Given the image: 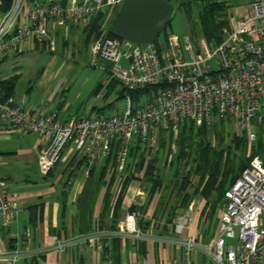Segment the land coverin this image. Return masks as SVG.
Returning <instances> with one entry per match:
<instances>
[{
	"label": "built area",
	"instance_id": "built-area-1",
	"mask_svg": "<svg viewBox=\"0 0 264 264\" xmlns=\"http://www.w3.org/2000/svg\"><path fill=\"white\" fill-rule=\"evenodd\" d=\"M121 0H14L0 19V57L18 51L35 40L49 39L48 23H79L101 12L105 4ZM50 41V40H49ZM91 64L106 71L104 84L112 80L126 89L123 109L106 116L70 117L61 121L29 107L26 98L16 99L0 91V134L35 133L46 147L37 165L47 175L69 143L86 163V172L97 161L114 154L115 170L124 173L133 148H156L160 136L169 138V148L184 121L212 126L215 121L232 122L249 145L258 136L251 120L264 126V0H252L249 12L223 29L219 43L190 34L168 35L144 44L119 37H104L90 44ZM101 61L107 62L106 66ZM158 86L147 97L134 101L130 93ZM223 210L215 235L199 244L193 236L181 237L192 223V209L178 215L170 236H150L137 224L138 214L127 210L116 235L137 240L174 243L182 249L176 264H194L193 253L201 251L212 264H264V160L253 156L247 167L224 191ZM133 207L140 206L134 199ZM20 210L18 192L11 189L0 159V224L6 227ZM28 235V232L25 233ZM95 231L73 239H59L49 250L63 251L86 242L103 251V238ZM23 253L16 246L3 252L2 260L16 261ZM103 264H112L108 256Z\"/></svg>",
	"mask_w": 264,
	"mask_h": 264
},
{
	"label": "crops",
	"instance_id": "crops-1",
	"mask_svg": "<svg viewBox=\"0 0 264 264\" xmlns=\"http://www.w3.org/2000/svg\"><path fill=\"white\" fill-rule=\"evenodd\" d=\"M33 1L38 0H25L26 3ZM172 2L176 3L172 0H121L111 5L105 4L97 15L76 24L69 20L63 24L51 20L48 23L49 39L41 43L33 40L20 50L10 51L0 57V83H4L1 87L8 86L11 82L13 87L10 93L13 97H25L29 107H37L44 114H54L61 121L78 117L68 112L74 102L73 96L55 103V98L64 89L66 80L62 71H69L73 66V62L67 59L74 61L78 55L84 54L88 58L86 65L93 66L90 44L110 34L138 44L157 39L165 40L168 35L161 38L160 34L170 23L168 21L173 9ZM13 3L14 0L12 5ZM116 6L117 14L112 17ZM2 16L0 12V19ZM58 50L61 51L62 58L66 52L70 54L57 62L56 70L50 73L48 64L39 65V55L45 52L53 54ZM101 64L108 66L104 61ZM97 68L103 69L101 66ZM100 83L102 87L108 86L104 81ZM102 87L98 92L96 87L94 89L97 99L107 96ZM107 108L106 102L95 106L85 117L109 115L112 111L106 114ZM13 134L36 135L28 150L23 153L35 166L27 174L8 172L11 165L6 156L10 152L0 151L3 172L8 178L9 187L18 192L20 202V210L10 219L8 225L4 227L0 224V264H103L104 256H108L112 264H176L181 261L182 249L177 244L160 243L150 238L137 240L115 234L119 230L122 216L124 217L127 210L133 209L134 199L140 201V206L135 207L137 220L141 225L139 227L150 236L164 237L173 235L172 225L175 218L186 212L195 204V199H198L196 206L192 207L190 228L184 230L181 237L191 235L197 243L205 242L203 227L207 221L209 204L201 195L196 194L187 206H182L183 194L172 189H168L161 196L158 193L160 189L151 193L149 183L144 181L146 187L143 186L141 174L130 179L122 190L121 187L116 188L120 174L114 170L111 161H97L89 167L86 175V163L74 150L72 143L66 146L49 173L42 175L38 169L37 158L46 147L45 140L35 133L15 131L0 134V141ZM148 150L140 152L138 148H133L124 172L129 171L135 161L139 160V153H148ZM32 172H39L42 176L37 179L30 174ZM120 194L121 200L115 213L114 204ZM176 196L180 197L177 208L174 207L176 202L173 203ZM223 202L222 198L221 211L217 213L218 223ZM171 208L177 215L171 218L172 225L168 224L163 231L160 225L169 218ZM95 231L110 234L103 238L101 252L95 251L86 242L74 243L63 251L49 250L59 239H73ZM16 246L23 253L21 257L14 262L1 259L3 252L12 251ZM197 251L199 250L193 253L194 264Z\"/></svg>",
	"mask_w": 264,
	"mask_h": 264
},
{
	"label": "rangeland",
	"instance_id": "rangeland-1",
	"mask_svg": "<svg viewBox=\"0 0 264 264\" xmlns=\"http://www.w3.org/2000/svg\"><path fill=\"white\" fill-rule=\"evenodd\" d=\"M176 1V0H172ZM252 0H225L226 4L229 6V17H228V24L227 26L223 27V29H229L230 26H232L233 22L238 20V18L244 16L245 14H248L249 12V5ZM172 13L170 15V23L166 25L165 31L161 32L160 37L164 38L165 34L170 35L174 34L176 36H182L184 34H190L193 32V27L191 26L194 24V21H197L198 18V9L194 8V6L191 8L189 15L185 13V11L178 6V3H173L172 2ZM112 17H114L117 14V6L116 9L113 11ZM189 16V18H188ZM222 29V31H223ZM69 52H66L62 58V53L61 51L54 52L53 54L49 52H45L43 54L39 55V65H44L48 64V70L51 72L55 71L56 63L60 62L62 59L66 58V55H69ZM68 58V57H67ZM69 62H73L72 68H69V71L64 69L62 73L64 72V75L66 77L65 83L63 85L64 89H61L58 92V95L55 98V103L58 101L66 98V97H74V102L70 106L69 113L71 114H76L78 117H85L88 113L89 110L92 108H95V106H100L101 104H104L105 102L107 103V110L105 111L106 114L110 113L111 111L113 112L114 108L117 110L121 111L123 109V97L120 96L119 92L121 90V85L117 84L114 86L112 89H109L105 86H103L102 91L103 93H107V96L105 98H96V95L94 93V89L97 86L100 81H103L106 77V71L103 69L93 67V66H88L86 63H88V58L87 56H84V54L78 55L77 58L73 61V59H67ZM109 65V64H108ZM49 73V74H50ZM69 86V87H68ZM62 94V95H61ZM93 114H96L94 111L92 112ZM195 127L201 126V124L198 123H193ZM252 128L253 130L257 133V136L259 138L260 143L262 146H264V126L256 123L255 120H251ZM209 131V139L214 147H216V150L219 152L220 150L225 149V151H229V156L227 155V159L229 158L234 162L237 163L241 159L248 157L249 153L251 152L249 145L247 144V140L245 139V136L236 128V126L230 122V121H225L222 123H218L217 126H209L208 127ZM34 137L36 135L34 134H27V135H17L13 134L11 136H7L4 140L0 141V151L2 152H10L7 154L6 159L8 160L7 162L10 163V168L8 172L12 173H26L28 171H32V166H35V164L31 163V161H28L27 155H23L24 151H27L28 148L30 147L31 143L33 142ZM240 138V139H245L246 141V147L243 148L241 145L238 147L234 146V142L232 139ZM227 144L232 145V150L227 149L225 146ZM259 146L256 145V148ZM260 150H262L261 154V159L264 160V147H262ZM259 150V151H260ZM20 151L22 152L20 154ZM148 153H145L146 158L143 161L146 162L147 160H150L151 164H155L154 166V175L155 174H160L163 176L164 179V184L163 187L160 188L158 193H160V196L163 193H166L168 189H170V180L171 178L175 177L179 183V177L181 175H184L186 173L189 174V178L191 179V183L188 185L186 189H188L189 193H193V190L195 187H197L198 184L201 185L200 183V178L199 175L196 173L194 174L193 168L195 167V164H193V161L191 160L193 155L189 157L184 155L182 158H176L179 153L178 147L174 151H171L169 148V142L166 143L164 146H160L159 149L152 148L148 150ZM223 150L222 154V163L225 161V156L226 152ZM141 157V156H140ZM145 157V156H144ZM157 158V160L155 158ZM178 159V160H177ZM176 161V164L170 165L171 161ZM155 161V163H154ZM175 165H177V170L179 171V175H173V171L175 168ZM147 165H143L142 170L135 169V166L124 173V175L120 174V180L117 181L116 183V188L122 187L123 184V177L126 175H134L132 177L135 178L136 175L141 174V177L143 176V171L144 168H146ZM146 170V169H145ZM7 172V170H5ZM137 173V174H136ZM32 174L35 178L40 179L42 175L37 172L30 173ZM181 174V175H180ZM142 182L145 180L142 178ZM118 185V186H117ZM143 186L146 187L145 182L143 183ZM177 188V186H176ZM175 188V189H176ZM178 192L177 190H175ZM181 194V193H180ZM182 195V194H181ZM115 197V196H114ZM176 199L173 201V203L176 202L175 206L177 205V202L179 201L180 197L176 196ZM210 205L208 206V214H207V221L204 223L203 230L205 232V239L204 243H208L216 233L217 230V223H218V212L221 211V200L217 198L215 194H213L210 198ZM198 199H195V205L197 204ZM193 205L190 206L192 209ZM201 205V204H200ZM194 206V207H195ZM219 208H218V207ZM213 208V211H212ZM217 208V209H216ZM129 210H135V207L133 209ZM170 213L172 211V208L169 210ZM214 213V214H213ZM175 218V217H174ZM171 219V218H170ZM124 220V217L122 216L121 221ZM120 221V222H121ZM168 218L163 220L161 223L160 227L164 231L168 227V224L172 225V222H167ZM175 221V220H174ZM118 223V222H117ZM174 223V222H173ZM137 224L141 226L137 220ZM143 229V228H142ZM167 231V230H166ZM165 233V232H164ZM195 264H211L209 258L197 251L195 253ZM182 258V254L181 257Z\"/></svg>",
	"mask_w": 264,
	"mask_h": 264
},
{
	"label": "trees",
	"instance_id": "trees-1",
	"mask_svg": "<svg viewBox=\"0 0 264 264\" xmlns=\"http://www.w3.org/2000/svg\"><path fill=\"white\" fill-rule=\"evenodd\" d=\"M175 2L178 3V6L182 8L187 15H189V12L191 8L194 6V8L198 9V18L197 21H194L191 26L193 27V32L191 33L192 37L195 39L199 37H204L210 44H216L219 43L222 39V29L223 27L227 26L228 24V17H229V6L226 4L225 0H176ZM12 7V0H0V12L2 15L7 13ZM189 18V16H188ZM190 19V18H189ZM170 21H168L169 23ZM109 37H114L113 35H108ZM4 84V83H2ZM0 83V87L2 86ZM117 84H120L116 80H112L108 83L107 88L112 89ZM13 84L10 82L8 86H3L0 88V91L4 93L5 96L12 95ZM102 87L101 83H98L96 86V91L98 92L100 88ZM159 87L158 86H148L145 89H139L129 92L131 97L134 101H137L140 97L145 96L147 97V94L150 92V90L156 91ZM126 92V89L121 87V90L119 92L121 97H124ZM222 120H217L214 122V127L218 125V123H222ZM193 121H184L183 125L180 127L177 138L175 140V145L179 149L178 156L176 158H182V156L186 155L189 157L193 155L192 161L193 164H195V167L193 168L194 174L199 175L200 178V184L197 185V187L193 190L192 193H189L188 185L191 183V179L189 178L190 173H186L184 175H181L179 177V183L175 177L171 178L170 180V189L177 190L179 193L183 194L181 200L182 206H187L190 199L195 196L196 194L201 195L204 197V199L207 200V203L210 205V197L215 194L217 198L222 200L224 196V191L234 182V180L241 174L243 169L248 166L250 159L253 156H259L261 158V152L260 150L262 147V144H259V138H257L256 142L252 145H249L251 152L249 153L248 157H245L241 159L239 162L234 163L230 158L229 160L226 158L227 155L229 156V151H225L226 154L223 156L225 158V161L222 163V154L223 150H220L219 152L216 150V147H214L209 139V131L206 124H201V126L195 127ZM212 125V126H213ZM246 139V138H245ZM245 139H240L234 137L232 141L234 142V146L238 147L241 145L243 148L246 147V141ZM170 142L169 138L160 136L157 148L159 149L160 146L166 145V143ZM256 145L259 146L256 148ZM227 149L232 150V145L227 144L225 146ZM260 150V151H259ZM143 152V151H140ZM149 152V151H147ZM133 153V152H132ZM139 160L135 161L134 166L135 169L142 170L143 165H147L146 168H144V173L142 178L145 180V182L150 184V192L152 193L155 190H159L163 187V176L160 174L154 175V166L155 164H151L150 160L146 159L145 153H139ZM141 156V157H140ZM145 156V157H144ZM155 158V157H154ZM157 160V158H155ZM177 159V160H178ZM176 160V161H177ZM111 161L112 166L114 165V154L106 159L105 162ZM176 161H171L170 165L176 164ZM155 163V161H154ZM146 169V170H145ZM115 170V169H114ZM125 173V172H124ZM124 175V174H123ZM173 175H179V171L177 170V165H175ZM134 176V175H132ZM131 175H126L123 177V184L121 187H125L127 182L132 179ZM121 195H118L116 197V201L114 204L113 210L116 213L117 207L119 206ZM177 208L178 206H174ZM133 208V207H132ZM173 208V210H175ZM187 208V207H186ZM213 211V208H212ZM177 214H174V211H171L168 221L171 222L172 217H176Z\"/></svg>",
	"mask_w": 264,
	"mask_h": 264
}]
</instances>
